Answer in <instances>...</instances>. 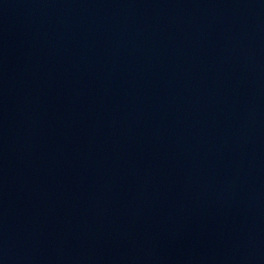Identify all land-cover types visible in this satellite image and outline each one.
Returning a JSON list of instances; mask_svg holds the SVG:
<instances>
[{"label":"water","instance_id":"95a60500","mask_svg":"<svg viewBox=\"0 0 264 264\" xmlns=\"http://www.w3.org/2000/svg\"><path fill=\"white\" fill-rule=\"evenodd\" d=\"M124 264H264V100L202 182Z\"/></svg>","mask_w":264,"mask_h":264}]
</instances>
